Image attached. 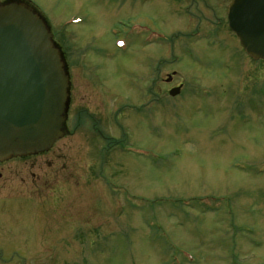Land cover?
<instances>
[{
	"label": "rangeland",
	"instance_id": "obj_1",
	"mask_svg": "<svg viewBox=\"0 0 264 264\" xmlns=\"http://www.w3.org/2000/svg\"><path fill=\"white\" fill-rule=\"evenodd\" d=\"M34 1L55 23L68 128L9 164L0 204L48 178L51 208L46 233L0 219V264H264V62L217 25L230 2Z\"/></svg>",
	"mask_w": 264,
	"mask_h": 264
},
{
	"label": "water",
	"instance_id": "obj_2",
	"mask_svg": "<svg viewBox=\"0 0 264 264\" xmlns=\"http://www.w3.org/2000/svg\"><path fill=\"white\" fill-rule=\"evenodd\" d=\"M228 19L245 53L264 61V0H233ZM68 89L45 23L20 4L0 6L1 159L47 152L65 135Z\"/></svg>",
	"mask_w": 264,
	"mask_h": 264
},
{
	"label": "flooded vegetation",
	"instance_id": "obj_3",
	"mask_svg": "<svg viewBox=\"0 0 264 264\" xmlns=\"http://www.w3.org/2000/svg\"><path fill=\"white\" fill-rule=\"evenodd\" d=\"M224 1L230 2L229 8H228V13L225 14V16H222L223 19H218L217 25H225V23L227 22L228 26H229L228 17H229L230 6H231V3L233 0H224ZM13 3L14 4H20V5L28 8V9H30L35 15H37L45 23V25L47 26V28L51 32V30H50L51 26L55 25L53 18L51 17V19H48L43 13V10H42L43 8L40 5H38V3H36V1H34V0H0V6H3V5L6 6L9 4H13ZM217 3H220V2L217 0ZM221 3H222V1H221ZM78 19L79 18L76 17V15H74L73 17L71 16V17L67 18L66 21L65 20L62 21L61 24L64 26L74 25V24L78 23ZM203 29L204 28H202L201 30H203ZM217 30H218L217 28H213L212 31H210V29L207 28V30L203 31V33H202L203 35H201V34L200 35L204 38H208L209 40L217 41V38H220L217 34V32H218ZM230 32H231V30H230ZM51 35H52V33H51ZM60 35H61V32L58 33L56 36H60ZM231 35L236 36L233 32H231ZM201 36H199L198 34H194V36L191 38L192 39H196V38L199 39V38H201ZM52 38H53V35H52ZM236 38H237V36H236ZM238 42H239V39H238ZM239 45H240V42H239ZM183 87L184 86L180 84L179 86L173 87L171 90L180 89L179 91H177V94H176L177 95L176 97H179L183 94V92H182ZM171 90H169V92ZM67 126H68V123H66V129L68 128ZM60 140H58V141H60ZM55 144H54V146H55ZM49 151L38 153V154L25 155V156H13V157H10L7 159H1L0 158V182L2 180L7 179L8 176H10V175L14 178L17 177L16 176L17 169L15 167L14 168L8 167L9 164H11V162L17 161V160L29 159V158H33L35 156L44 155V154L48 153ZM31 176L33 178L35 177L34 174H31ZM21 179L23 180L22 182H24V183H21L22 186L18 187V188L14 187L15 190L17 191V193L13 194V196L11 195L10 199H4L8 202V204H4L5 206L11 205V211H9L10 213H8V216H5L4 218H1L2 217L1 216L0 219H2V221L5 222L6 225H8V230H9L8 232H10V230L12 228L15 230V229H17V227H19L20 231H21V229H24V230H27L28 233L33 232V231H36L37 233H38V231H41V233H46L49 229V216H50V208H51L50 207V195H49L50 189H49L48 178L44 179L41 187L38 186L36 189L33 188L32 183L30 184L31 187L26 185L27 184L26 177L21 178ZM0 190H1V187H0ZM0 202H3L2 198H1V194H0ZM4 205L0 204V208L4 207ZM6 211H8V210L6 209ZM1 213H2V210L0 209V214ZM61 217H63V218L65 217L64 211H63ZM73 218H76L74 223H78V221L80 222V219L77 218V215H74ZM5 230H7V229H5ZM5 233H7V232H5ZM12 233H14V232H12ZM0 238H1V240L3 239L1 236H0ZM10 243H11L12 248L18 246V245H15V243H13V242H8V244H10ZM19 245H22V244H19ZM11 247H10V249H11Z\"/></svg>",
	"mask_w": 264,
	"mask_h": 264
}]
</instances>
